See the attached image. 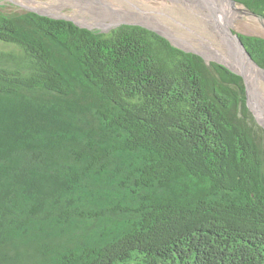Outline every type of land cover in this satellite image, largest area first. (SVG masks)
<instances>
[{
	"label": "trees",
	"instance_id": "trees-1",
	"mask_svg": "<svg viewBox=\"0 0 264 264\" xmlns=\"http://www.w3.org/2000/svg\"><path fill=\"white\" fill-rule=\"evenodd\" d=\"M238 36L264 69V37ZM0 43V264H264L239 74L141 25L30 10L0 9Z\"/></svg>",
	"mask_w": 264,
	"mask_h": 264
},
{
	"label": "rangeland",
	"instance_id": "rangeland-1",
	"mask_svg": "<svg viewBox=\"0 0 264 264\" xmlns=\"http://www.w3.org/2000/svg\"><path fill=\"white\" fill-rule=\"evenodd\" d=\"M86 1L87 0H0V9L8 14L21 13L25 10H30V11L35 10L42 14L50 15L56 18L66 17L69 20H72L79 25L86 26L89 27L91 30L100 31L103 33H109L110 30L115 29L117 26L121 24H129V23L143 24L141 22H135V21L144 20L145 22L148 23L158 22L161 25L166 26V30L163 31L164 33L161 31L160 32L161 34L166 36L172 42L173 45L175 44L174 46L183 49L186 52L197 53L201 55L206 62L215 61L222 64L225 62H221L220 60L223 59L228 61L227 60L228 55L230 56V58L235 57V54L237 55V52H235V47H234L235 43L233 42L232 39H230V41H228L227 39L224 45H220L215 33L225 34L226 27H229L238 32L264 37V18L252 14L244 6L237 3L236 5L241 9V13L237 14V16L233 19L232 24L231 23L225 24V26L221 28L218 25L214 27L213 25L210 24V22L215 20L214 18L217 14L228 13V10H221L226 8L222 0H211L209 3L206 4V7L204 2L201 3L199 0H180V1L179 0H135L136 5L138 4L136 9H141V6L144 8L147 6V7H151L148 10L149 12L144 16H137L131 19L132 21H122L119 23L117 22L121 20H129V19L126 18L118 19V18H112L110 16H103V17L91 19L90 21H82L83 14L92 17L91 13H95V9L92 10V7L90 6L92 1L90 2V4L87 3ZM105 1L106 3L109 2L113 9H118V8L122 9V5L115 0L114 1L105 0ZM92 5H97V4H92ZM194 6L201 8L207 13L208 21L198 14L199 11L198 8H196L197 13L191 9L194 8ZM83 7L86 8L84 9V11H81V8ZM96 7H97L96 11L101 12L103 11V9H106L109 6L107 4L104 5L100 4L99 6ZM153 11L155 12V17L150 15V12ZM167 12H170V17H172V19H177V21L176 20L171 21V19H169L167 25V20H166V18L168 17ZM77 13H81V15ZM185 18L189 20L191 24L187 23L185 21L186 20ZM80 22L83 23L90 22V23L83 24ZM208 23L209 26L207 25ZM186 24L189 25L186 26ZM143 25L149 26L146 24ZM103 26H109V27H103ZM209 27H211V29H209ZM204 35H207V39L202 37ZM189 45L191 47H189ZM5 48L6 47L0 43V49H5ZM214 48L216 54H214ZM232 65L236 66L234 61ZM262 124L264 125V123Z\"/></svg>",
	"mask_w": 264,
	"mask_h": 264
},
{
	"label": "bare ground",
	"instance_id": "bare-ground-1",
	"mask_svg": "<svg viewBox=\"0 0 264 264\" xmlns=\"http://www.w3.org/2000/svg\"><path fill=\"white\" fill-rule=\"evenodd\" d=\"M91 1H92V3L90 4ZM107 1H110V0H107ZM112 1H114V0H112ZM115 1H117L119 4L122 5V9L121 8L113 9L112 6L110 5V3L109 2L106 3L105 0H87L86 2L90 4V6L92 7V10L95 9V13H91L92 17L86 16L83 14V20L82 21H90L91 19L99 18V17H103V16H110L112 18H118V19H125V18L129 19V20H121V21H118L117 23L122 22V21H132L131 19H133L137 16L146 15L149 12L148 11L149 8H151V7H147V6L144 8L141 6V9H136L138 4L136 5L135 0H115ZM199 1L201 3L204 2L205 7H206V4L209 3L211 0H199ZM222 2L226 6V8L221 9V10H228V13L217 14L218 16L217 15L215 16V18H214L215 20L210 22V24L213 25L214 27H216V25H218L219 27L222 28L223 26H225V24H230V23L232 24V21L237 16V14L241 13V9L236 5V3H232L230 0H222ZM92 4H97V5H92ZM100 4H103V5L107 4L109 7H107L106 9H103V11H101V12H98V11H96L97 10L96 6H99ZM85 8L86 7L81 8V11H84ZM196 8L199 9L198 14L208 21V15L204 10H202L201 8H199L197 6H194V8H191V9L197 13ZM81 13H77V14L81 15ZM150 15L155 17V12L154 11L150 12ZM167 15H168V17L166 18L167 25H168L169 19H171V21H173V20L177 21V19H172V17H170V12H167ZM185 21L187 23L191 24V22L189 20L186 19ZM135 22H141L143 24L149 25V26H151V27H153V28H155L161 32L166 30V26L161 25L158 22L148 23V22H145L144 20L135 21ZM80 23H83V22H80ZM88 23H90V22H88ZM88 23L84 22L83 24H88ZM97 23H99V22H97ZM114 24H116V23H114ZM188 25L189 24H186V26H188ZM207 25L209 26V23ZM109 26H103V27H109ZM209 29H211V27H209ZM215 35L217 36V40L220 43V45H224L226 43L227 39H228V41H230V39H232L233 42L235 43L234 47H235V52H237V55L235 54V57H232V58H230V56L228 55V58H229V59L227 58L228 61L223 60V59H222L223 61L220 59L219 60L221 62L227 63L228 65L232 66L234 69L240 70L243 72L245 80H246L248 86L250 87V89L254 92L257 103L259 104V106L261 108L258 107L256 104L254 105L251 98H249V104L252 107V109H253L256 117L259 119V121L264 123V71L262 69H260L256 64H254L248 58V56L245 54L242 47L237 43L236 39L229 32V27H226L225 34L215 33ZM202 37L207 39V35H204ZM189 47H191V46L189 45ZM214 54H216L215 48H214ZM233 61L235 62L236 66L232 65ZM259 115H261V116H259Z\"/></svg>",
	"mask_w": 264,
	"mask_h": 264
},
{
	"label": "water",
	"instance_id": "water-1",
	"mask_svg": "<svg viewBox=\"0 0 264 264\" xmlns=\"http://www.w3.org/2000/svg\"><path fill=\"white\" fill-rule=\"evenodd\" d=\"M230 1H231L232 3H236L235 0H230ZM32 11H35V10H32ZM35 12H37V13H39V14H42V13H40V12H38V11H35ZM249 12H250V11H249ZM251 13H252V12H251ZM252 14H254V13H252ZM42 15H45V14H42ZM254 15H255V14H254ZM47 16H49V17H53V16H50V15H47ZM256 16H257V15H256ZM53 18H56V17H53ZM57 18H61V19L69 20V19L66 18V17H57ZM71 21H72V20H71ZM72 22H74V21H72ZM74 23H75V22H74ZM75 24L78 25V26H80V27H84V28L90 29L89 27L82 26V25H79V24H77V23H75ZM129 24H131V23H129ZM137 25L144 26V27H146V28H148V29H150V30H153V31L159 33L160 35H163V34H161L160 31L154 29L153 27L145 26V25H143V24H137ZM229 32H230L231 35L236 39L237 43L242 47V49L244 50V52H245V54L248 56V58H249L254 64L257 65V63L254 62V60L251 58L250 54H249V53L247 52V50L245 49V47H244V45H243L241 39H240L239 36H238V31H235V30L229 28ZM163 36H164V35H163ZM164 37H166V36H164ZM166 38H167V37H166ZM167 39H168V38H167ZM168 40H169V39H168ZM169 41H170V40H169ZM170 42H171V41H170ZM171 43H172V42H171ZM174 45H175V44H174ZM223 64H225L227 67H229L231 70H233L234 72H236L237 74H239V75L243 78V81H244V84H245V89H246V102H247V106L249 107V109L251 110V112L253 113V115L255 116L256 120H257L260 124H262V123L259 121V119L256 117V115H255V113H254L252 107H251L250 104H249V98H251L252 101H253V103H254V105L256 104L258 107H260L259 104L257 103V100H256V97H255V95H254V92L250 89V87L248 86V84H247V82H246V80H245V77H244L243 72L240 71V70H236V69H234L232 66L228 65L227 63H223ZM257 66L259 67V65H257ZM259 68L262 69V70L264 71L263 68H261V67H259ZM260 108H261V107H260ZM262 126L264 127L263 124H262Z\"/></svg>",
	"mask_w": 264,
	"mask_h": 264
},
{
	"label": "flooded vegetation",
	"instance_id": "flooded-vegetation-1",
	"mask_svg": "<svg viewBox=\"0 0 264 264\" xmlns=\"http://www.w3.org/2000/svg\"><path fill=\"white\" fill-rule=\"evenodd\" d=\"M71 21V20H70Z\"/></svg>",
	"mask_w": 264,
	"mask_h": 264
}]
</instances>
